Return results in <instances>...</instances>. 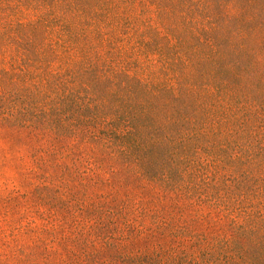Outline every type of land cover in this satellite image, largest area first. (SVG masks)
I'll list each match as a JSON object with an SVG mask.
<instances>
[{
    "label": "trees",
    "instance_id": "1",
    "mask_svg": "<svg viewBox=\"0 0 264 264\" xmlns=\"http://www.w3.org/2000/svg\"><path fill=\"white\" fill-rule=\"evenodd\" d=\"M0 124L214 220L188 264H264V0H0Z\"/></svg>",
    "mask_w": 264,
    "mask_h": 264
},
{
    "label": "rangeland",
    "instance_id": "2",
    "mask_svg": "<svg viewBox=\"0 0 264 264\" xmlns=\"http://www.w3.org/2000/svg\"><path fill=\"white\" fill-rule=\"evenodd\" d=\"M3 126L0 264H147L150 254L157 264L165 253L174 258L168 264H188L195 249L225 235L214 220H197L187 208L169 221L173 228L187 223L185 234L163 231L165 220L155 218L163 202L131 173L108 165L88 172V156L68 157L66 144L61 166L49 167L58 161L44 141ZM44 227L53 231L38 232ZM85 249L90 256L84 258Z\"/></svg>",
    "mask_w": 264,
    "mask_h": 264
}]
</instances>
